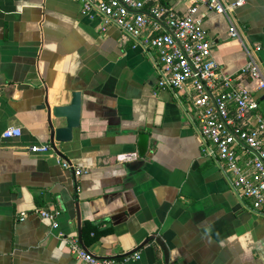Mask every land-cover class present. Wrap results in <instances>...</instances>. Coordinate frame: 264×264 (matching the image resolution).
<instances>
[{
	"label": "crops",
	"instance_id": "1",
	"mask_svg": "<svg viewBox=\"0 0 264 264\" xmlns=\"http://www.w3.org/2000/svg\"><path fill=\"white\" fill-rule=\"evenodd\" d=\"M160 1L179 14L193 3ZM197 13L223 72L246 63L249 42L260 44L264 72V0L236 8L240 39L224 15L203 5ZM102 28L74 0H0V264H88L69 253V236L116 264H264V216L237 196L173 92L158 86L152 58ZM72 91L81 92L79 127L58 142L53 130L65 119L52 108ZM8 126L21 135L3 138ZM36 142L55 143L74 167L31 154ZM35 209L57 212L58 226Z\"/></svg>",
	"mask_w": 264,
	"mask_h": 264
},
{
	"label": "built area",
	"instance_id": "2",
	"mask_svg": "<svg viewBox=\"0 0 264 264\" xmlns=\"http://www.w3.org/2000/svg\"><path fill=\"white\" fill-rule=\"evenodd\" d=\"M74 1L83 16L99 18L104 30L114 26L152 58L158 86L173 92L205 152L221 162L237 196L248 200L253 211L264 216V113L259 100V96L264 99V72L257 58L260 44H244L246 63L235 73H225L212 55V41L197 13L198 6L203 5L224 15L228 35L240 39L242 31L235 10L243 0H193L181 14L160 0ZM248 79L254 81L253 87ZM20 135L21 129L16 126L2 131L3 138ZM27 149L34 155L54 156L66 169L74 167L61 158L55 143L36 142ZM74 172L79 174L81 170L76 167ZM35 213L53 228L58 226L57 212L35 209ZM26 215L21 212L20 220ZM68 243L69 253L88 264H116L111 257L87 251L77 236H69ZM133 256L139 258L137 252Z\"/></svg>",
	"mask_w": 264,
	"mask_h": 264
},
{
	"label": "water",
	"instance_id": "3",
	"mask_svg": "<svg viewBox=\"0 0 264 264\" xmlns=\"http://www.w3.org/2000/svg\"><path fill=\"white\" fill-rule=\"evenodd\" d=\"M52 114L55 118H64L65 125L58 126L53 130L54 139L65 142L72 139L74 128L79 127L81 116V92L72 91L71 100L67 104L54 106Z\"/></svg>",
	"mask_w": 264,
	"mask_h": 264
},
{
	"label": "trees",
	"instance_id": "4",
	"mask_svg": "<svg viewBox=\"0 0 264 264\" xmlns=\"http://www.w3.org/2000/svg\"><path fill=\"white\" fill-rule=\"evenodd\" d=\"M92 229V227H90ZM90 230L89 228H87L86 224L84 225V227L82 228V232L81 234L83 235L86 231ZM81 235V236H82Z\"/></svg>",
	"mask_w": 264,
	"mask_h": 264
},
{
	"label": "rangeland",
	"instance_id": "5",
	"mask_svg": "<svg viewBox=\"0 0 264 264\" xmlns=\"http://www.w3.org/2000/svg\"><path fill=\"white\" fill-rule=\"evenodd\" d=\"M258 58V57H257ZM258 61H259V59H258ZM260 63V62H259Z\"/></svg>",
	"mask_w": 264,
	"mask_h": 264
}]
</instances>
